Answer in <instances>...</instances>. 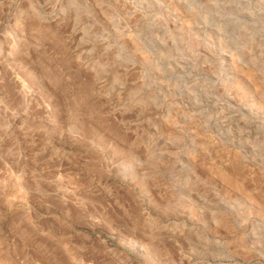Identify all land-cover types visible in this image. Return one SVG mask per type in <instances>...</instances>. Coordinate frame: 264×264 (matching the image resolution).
I'll use <instances>...</instances> for the list:
<instances>
[{
    "label": "rangeland",
    "instance_id": "obj_1",
    "mask_svg": "<svg viewBox=\"0 0 264 264\" xmlns=\"http://www.w3.org/2000/svg\"><path fill=\"white\" fill-rule=\"evenodd\" d=\"M0 264H264V0H0Z\"/></svg>",
    "mask_w": 264,
    "mask_h": 264
}]
</instances>
